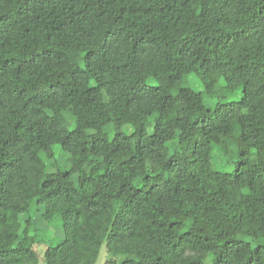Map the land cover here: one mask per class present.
Instances as JSON below:
<instances>
[{
  "label": "trees",
  "instance_id": "obj_1",
  "mask_svg": "<svg viewBox=\"0 0 264 264\" xmlns=\"http://www.w3.org/2000/svg\"><path fill=\"white\" fill-rule=\"evenodd\" d=\"M216 74L238 100L189 84ZM34 204L63 232L41 262ZM102 245L104 264H264V0H0V264Z\"/></svg>",
  "mask_w": 264,
  "mask_h": 264
},
{
  "label": "rangeland",
  "instance_id": "obj_2",
  "mask_svg": "<svg viewBox=\"0 0 264 264\" xmlns=\"http://www.w3.org/2000/svg\"><path fill=\"white\" fill-rule=\"evenodd\" d=\"M71 65L74 66V62H72ZM189 77L190 78L188 80L189 82H191L189 84L194 88V90H198L199 92H201L203 101L208 106H212L218 101H227V100L235 101L238 100L241 96V91L238 89L233 92L227 90L224 86L223 78L219 74H216L213 78L206 80L204 82L198 80L196 78V75H190ZM125 129H123V131H127ZM236 130L237 128H234L230 136L227 138L228 145L233 144L236 137ZM53 151H54L53 161L58 163L59 168H63V164H64L63 153L59 150L57 146L53 147ZM221 162H223V160L219 156L215 160H213V165L215 167L219 166L217 164ZM54 169L55 166L49 167L47 165L48 171ZM40 207H41L40 205L34 204L32 205L30 211L28 212V215L34 219L32 226L38 228L37 239L39 238L40 240L36 241V243L33 245V249L37 254L39 262H41L43 259V252L46 246L57 243L63 237L60 220L58 218H54L49 223L42 222L39 216V213L42 209ZM106 256H107V252L104 248V245H102L98 257L94 264H104V260L106 259Z\"/></svg>",
  "mask_w": 264,
  "mask_h": 264
}]
</instances>
